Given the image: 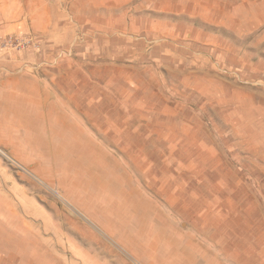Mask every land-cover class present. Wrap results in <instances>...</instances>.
Instances as JSON below:
<instances>
[{
    "label": "rangeland",
    "instance_id": "374dc122",
    "mask_svg": "<svg viewBox=\"0 0 264 264\" xmlns=\"http://www.w3.org/2000/svg\"><path fill=\"white\" fill-rule=\"evenodd\" d=\"M0 264H264V0H0Z\"/></svg>",
    "mask_w": 264,
    "mask_h": 264
},
{
    "label": "bare ground",
    "instance_id": "6f19581e",
    "mask_svg": "<svg viewBox=\"0 0 264 264\" xmlns=\"http://www.w3.org/2000/svg\"><path fill=\"white\" fill-rule=\"evenodd\" d=\"M69 123V122H68ZM75 123V122H74ZM80 129H81V125L80 124H76V126H75V130H77V131H80ZM73 132V131H72ZM88 133H90V131H88ZM29 135H31V134H29ZM90 136L92 137V135L90 134ZM86 143V145H89V140L87 141V142H85ZM81 144H77V146H80ZM75 146V145H74ZM54 148L55 149H57L59 152H63L64 150H65V147H64V145L61 143V144H56L55 146H54ZM65 152V151H64ZM154 178V177H153ZM153 178H152V180H153ZM154 181V180H153ZM156 207H158L159 208V203H157L156 204ZM140 223H141V219L140 220H138Z\"/></svg>",
    "mask_w": 264,
    "mask_h": 264
}]
</instances>
